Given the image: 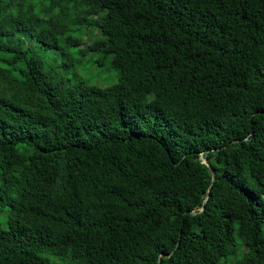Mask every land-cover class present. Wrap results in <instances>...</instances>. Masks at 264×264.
Here are the masks:
<instances>
[{
  "label": "trees",
  "instance_id": "obj_1",
  "mask_svg": "<svg viewBox=\"0 0 264 264\" xmlns=\"http://www.w3.org/2000/svg\"><path fill=\"white\" fill-rule=\"evenodd\" d=\"M0 216V264H264V0H0Z\"/></svg>",
  "mask_w": 264,
  "mask_h": 264
},
{
  "label": "rangeland",
  "instance_id": "obj_2",
  "mask_svg": "<svg viewBox=\"0 0 264 264\" xmlns=\"http://www.w3.org/2000/svg\"><path fill=\"white\" fill-rule=\"evenodd\" d=\"M96 32L93 33L95 35ZM84 32L75 33V37L80 38L85 42ZM35 46V45H34ZM36 51L41 55L44 66L46 69L53 70L60 74L65 81L72 84L77 78H82L84 80H95L99 83L103 82L105 85L112 84L117 79V73L110 68L103 67L101 70L96 67H92L86 64L83 69L80 68H69L63 69L61 66L63 64V59L56 51L53 50H43L38 44L35 47ZM1 217V216H0Z\"/></svg>",
  "mask_w": 264,
  "mask_h": 264
},
{
  "label": "water",
  "instance_id": "obj_3",
  "mask_svg": "<svg viewBox=\"0 0 264 264\" xmlns=\"http://www.w3.org/2000/svg\"><path fill=\"white\" fill-rule=\"evenodd\" d=\"M202 162H203V164H205L206 166L209 167V164H208V162H207V158H206V157L202 160ZM210 171H211V175H212V180H214V178H215L214 170L210 168ZM209 190H210V188H209ZM202 210H203V209H201V211H202Z\"/></svg>",
  "mask_w": 264,
  "mask_h": 264
}]
</instances>
